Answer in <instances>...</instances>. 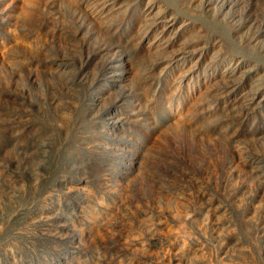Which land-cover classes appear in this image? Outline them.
I'll return each instance as SVG.
<instances>
[{"label": "rangeland", "instance_id": "obj_1", "mask_svg": "<svg viewBox=\"0 0 264 264\" xmlns=\"http://www.w3.org/2000/svg\"><path fill=\"white\" fill-rule=\"evenodd\" d=\"M0 264H264V0H0Z\"/></svg>", "mask_w": 264, "mask_h": 264}]
</instances>
